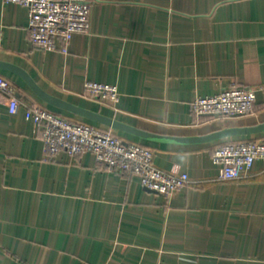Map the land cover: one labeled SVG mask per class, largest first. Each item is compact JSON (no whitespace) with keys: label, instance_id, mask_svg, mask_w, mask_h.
Here are the masks:
<instances>
[{"label":"crops","instance_id":"obj_1","mask_svg":"<svg viewBox=\"0 0 264 264\" xmlns=\"http://www.w3.org/2000/svg\"><path fill=\"white\" fill-rule=\"evenodd\" d=\"M91 3L89 32L65 54L36 47L28 8L0 0V61L58 99L152 135L264 124V91L245 117L200 118L191 109L233 85L264 86V0ZM0 75L20 104L12 114L0 91V264H264V164L230 182L213 160L219 146L263 140L264 131L194 144L144 139L48 105L17 73ZM88 82L116 86L119 102L85 97ZM30 105L148 147L158 168L191 183L165 197L93 153L49 158L26 118Z\"/></svg>","mask_w":264,"mask_h":264},{"label":"built area","instance_id":"obj_2","mask_svg":"<svg viewBox=\"0 0 264 264\" xmlns=\"http://www.w3.org/2000/svg\"><path fill=\"white\" fill-rule=\"evenodd\" d=\"M23 5L29 11V34L32 43L48 51L69 53V46L77 34L89 32L91 0H3ZM0 91L9 99L12 114L19 109L16 86L0 75ZM264 91L233 85L223 91L199 97L191 109L196 117L220 119L245 117L253 113L257 96ZM85 97L116 104L120 100L116 86L88 82ZM26 118L41 131L47 157L60 152L71 157L93 153L97 161L111 171L139 176L142 185L165 197L188 187L187 173H170L154 163V151L138 143H127L110 131L92 124L73 122L38 105L26 107ZM213 160L221 166L223 181L237 182L246 177L258 161L264 164V139L231 142L216 148Z\"/></svg>","mask_w":264,"mask_h":264},{"label":"water","instance_id":"obj_3","mask_svg":"<svg viewBox=\"0 0 264 264\" xmlns=\"http://www.w3.org/2000/svg\"><path fill=\"white\" fill-rule=\"evenodd\" d=\"M0 69L12 71L14 73H17L18 75L22 76L24 80L28 83L30 88L33 90V92L45 103L52 107H56L68 112H71L75 115H78L80 117L86 118L90 121H93L95 123H99L102 125H105L107 127H110L114 130H120L124 131L133 135H136L140 138L144 139H153L156 141H173L178 143H208L212 141H216L223 138H228L232 136H241V135H250L255 134L259 132L264 131V124L257 126V127H249V128H230V129H224L206 136L202 137H194V138H172V137H162L157 135L148 134L142 131H139L133 127H129L123 123H120L119 121H116L112 118L106 117L104 115H101L99 113L81 108L79 106L73 105L69 102L63 101L61 99H58L47 92H45L41 87H39L35 81L22 69L11 65L9 63L1 62L0 61ZM149 190V189H148ZM151 191V190H150ZM154 192V191H152ZM156 193V192H155Z\"/></svg>","mask_w":264,"mask_h":264}]
</instances>
